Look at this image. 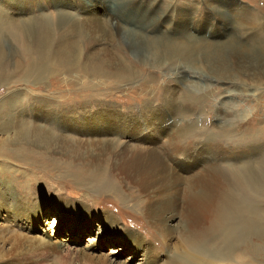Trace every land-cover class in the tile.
I'll use <instances>...</instances> for the list:
<instances>
[{
	"label": "rangeland",
	"instance_id": "1",
	"mask_svg": "<svg viewBox=\"0 0 264 264\" xmlns=\"http://www.w3.org/2000/svg\"><path fill=\"white\" fill-rule=\"evenodd\" d=\"M84 8L101 19L88 21L84 36L67 32L79 62L57 67L55 48L41 61L31 20ZM180 15L196 40L242 41L252 27L235 29L238 17H259L262 30L264 0H0V264H171L187 235L208 232L211 211L228 202L196 192L225 188L229 169L248 174L264 165L256 153L264 143L263 84L256 90L251 75L202 52L149 60L152 41L182 37ZM65 22L52 31L56 45L67 38ZM18 25L23 43L7 35ZM225 26L229 38L221 36ZM117 61L137 76L119 83L95 69L115 70ZM151 76L154 83L141 86ZM172 93L176 113L167 110ZM183 127L199 129L182 140ZM253 130L263 135L255 154V145L239 141ZM136 163L159 165L164 187L141 181ZM178 175L184 182L169 188ZM258 207L264 216V198ZM246 244L242 259L231 252L203 264H264V235Z\"/></svg>",
	"mask_w": 264,
	"mask_h": 264
},
{
	"label": "bare ground",
	"instance_id": "2",
	"mask_svg": "<svg viewBox=\"0 0 264 264\" xmlns=\"http://www.w3.org/2000/svg\"><path fill=\"white\" fill-rule=\"evenodd\" d=\"M156 3L158 4V2H156ZM68 4L70 5V3H68ZM92 6L90 5L88 8H96L97 4L94 3V4H92ZM84 9L85 10H82L81 14H76V13L74 14L73 12H67V11L61 10L62 12H60L59 14L50 13L49 15H46L45 17L34 20L35 22H33L31 20L32 26L35 29L34 33L36 34V39H37L36 41L39 44V48H40L39 56L42 57L40 59L41 61H43V59L45 58L46 53H50L52 51V48L53 49L55 48L53 50V56H56L54 58V60L56 62L57 67H59V68L66 67L68 70L69 67H72L71 65L73 63L79 62V58H78L79 53L77 52V47L75 48L76 42L71 40L72 36H70L71 38H69V34L71 33V35H72V33L73 34L75 33V34H79L81 36L82 35L84 36L88 33H91V31L90 32L87 31L85 24L88 21H89V23L94 21L95 23L98 24V22L101 19L100 17H97L96 15L91 16V14H90L91 9H86V8H84ZM148 9H151V8H148ZM85 14H88V15L86 16ZM80 16L81 17L83 16V17L81 18ZM109 16H110L109 18L113 21H114V19H116L114 16L111 15V13ZM153 16H155V14H153ZM246 17L247 16L238 17V19L240 18L241 22L238 23L237 26L235 24L234 27L237 30L242 29V28H246V27L247 28L252 27V29L248 30L251 32L249 33V35H246V36H248L247 39H241L242 37L240 36L237 38H240L242 41H240L239 39L236 40L235 39L236 37L234 38L233 35L230 36V38H229V36H226L227 34H224L225 30L228 29L225 26L224 28H222V30L220 29V31H222L221 36L228 37L229 40H227V41L224 40L223 42L211 43L210 41L208 42L204 39H200V40L197 39L196 40L197 37L196 38L193 37L194 35L192 34L193 35L192 36L191 33L189 32L188 28H187L188 25L186 22L189 21V18L188 17H182L180 15L179 24H182V25L180 26L179 30L183 34L182 37L180 39L173 40V43H171V44H165V42H167V41H163V43L161 41L158 42L159 39L156 42L152 41L151 42L152 46H151L150 50H151V52H152L151 54L153 56L150 57L149 60H151L154 64H158L159 62H167L168 58H170L173 61L176 59L182 60V58H184V57H181L180 52H182L185 55H197V54H195L196 52H202V53H200L201 55L204 54L207 56V58L213 59L217 63H220L222 65V68H224V69H226L229 65H232L234 67L235 71H237L239 73H247L248 76L251 75L254 87H255V89L256 88L258 89L260 86L259 84L264 85V39L260 38V35L263 33L262 30H264V28L261 30L262 21L259 17H257V16L256 17L255 16H249L248 18H246ZM61 18L66 20V22L62 23L61 26L66 31V33L68 32L69 34L67 33V38L62 40V42L59 41L58 45H56V43H57L56 40L57 39L59 40L60 37L59 38L55 37L54 32L56 34V31H54L53 33H52V31L54 30V28L57 27ZM148 19H149V17H148ZM149 20L153 21V18H150ZM243 20H245V23L242 22ZM222 23L226 24L224 21H222ZM183 24H185L186 26H184ZM19 26H21V25H18L17 28H15V29H11V30L7 31L8 32L7 35L14 36L17 39V41L26 38L25 35L23 34L24 29L18 28ZM14 27H16V26H14ZM185 27H186V30H185ZM231 27H230V30H231ZM254 27H255V29H254ZM62 28H60V29L62 30ZM232 29H234V28L232 27ZM252 30H256V33L253 36H251V34L253 32ZM28 33H29V31H28ZM25 34H26V32H25ZM64 35H66V34H64ZM146 41H149V40H146ZM257 42H260V45L256 44ZM22 43H23V40H22ZM56 47H57V49H56ZM225 51L227 52L228 55H224ZM149 54H150V52H149ZM187 58H189V57H187ZM104 60H106V59L104 58ZM106 62L108 63V61H106ZM63 63H66L67 65L63 66ZM100 64L101 65L98 64L99 66H96L95 69H97L98 72H103V75L106 76L107 79L113 78L114 80H117L119 83L121 80L122 81L123 80L131 81L137 76L132 69L130 70L129 68L124 67V65H121L120 62H118V61H117V63H114L116 65V68H115V70L111 69L112 71L110 70V68L109 69L105 68L107 65L103 67V65H105V64H103V63H100ZM125 64H126V62H125ZM34 65H35V63L32 64V67H34ZM162 66H164V64ZM100 68H103V70H101ZM181 69H180V71H181ZM219 69H221V68H219ZM84 70H85V67H84ZM105 71H107V72H105ZM223 74H224V72H223ZM149 78H148V80L143 82V84H141V86L143 85L145 88L152 81L154 83L152 76L150 79ZM237 79H239V78H237ZM234 81L235 80H233V82ZM240 81H242V80H240ZM156 85H158V84H156ZM245 85H246V83H245ZM254 87H252V88H254ZM168 91H170V90H168ZM168 94H171V93H168ZM252 94L254 95V92H252ZM172 96L173 97H169L167 99L168 100L167 110L169 113H174L176 111V108L174 106L175 96L173 93H172ZM180 97L182 98V96H180ZM194 103L186 102L185 105L187 104V105H189L188 107H190V106H193ZM196 105H194V106H196ZM203 128H205V127L203 126ZM203 128H202V130H203ZM198 129H199L198 127L197 128H195V127L194 128L183 127L180 131L181 139L182 140H184V139L185 140H192L195 137L194 135L196 134L195 133L196 130H198ZM236 131L237 130H235V132ZM230 134H231V132L230 133L228 132V133H226V135L223 134L222 136L223 137H229ZM245 134H244V136L241 137V139L239 141H243V137H244V140L248 141L246 144L255 145L253 148H249L250 153L255 154V151H257V149H255V148L262 145V144H259L258 141L261 138H263V135H262L261 131H259V130H253L252 133L247 134L246 136H245ZM229 140H230V138L228 139V141ZM232 140L235 142L238 141V136H236V134H235V138H232ZM258 152L261 154V156H260V158H261L264 155V143L258 149V151L256 153H258ZM259 159L257 160V161H259L258 163H264V158H262L260 160ZM257 161L256 162L253 161V163H257ZM136 164L138 165L137 175L141 181L142 180L143 181H149V182L152 180L159 181L160 183H158V184H161L164 187V184H166L164 182V181H166V178L164 179V177H163L164 171L161 172V171L157 170V166L159 167V165L156 166V163H136ZM157 164H159V163H157ZM162 165H160V166H162ZM258 169L259 170H257L256 172L248 173V174L246 172H243V171L235 172L234 170L229 169L230 175L228 177L222 175V178H224L227 181V185L225 188H217L215 191H213V189H210V185L209 186L206 185L205 188L202 187V189H201L202 191L200 190V192H196L195 196L197 198H201V199L202 198H209V197L214 196L213 194H216V195L220 194V196H222V198L228 202L224 205L223 208L211 211V213H212V218H211L212 224H211V226L208 225V228H207L208 232L206 230L207 233L196 227L197 230H195V234L187 235V238L185 240V246H184L185 250L181 252L182 255H180V257L177 258V261L173 260V261H171V264H203L206 261H210V260L216 258L218 255H223L224 253H231V252H232V255L237 253V255L235 256V257H237L236 259H242L240 257H243L242 256L243 253L242 254L239 253L240 249L243 246L247 245L246 243H247V240L250 238V236L251 235H253V236L258 235L261 237L262 235H264V216L261 214V211L259 210V207H258V201L264 198V165L259 167ZM98 180L95 181V183H98L99 186L102 185L103 182L101 180H99V181ZM172 180L177 181L178 185H180L182 182H184V179L182 178V176L178 175V177L176 179L171 178V180L168 181L169 182V188H173V187L175 188L176 187L173 184ZM104 183L106 184L105 181H104ZM197 223H198V221H197Z\"/></svg>",
	"mask_w": 264,
	"mask_h": 264
}]
</instances>
